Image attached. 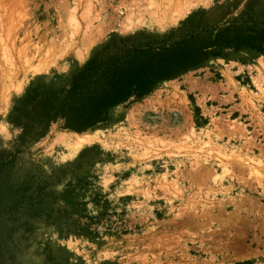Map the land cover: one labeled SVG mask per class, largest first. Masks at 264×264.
Returning a JSON list of instances; mask_svg holds the SVG:
<instances>
[{
	"label": "rangeland",
	"instance_id": "obj_1",
	"mask_svg": "<svg viewBox=\"0 0 264 264\" xmlns=\"http://www.w3.org/2000/svg\"><path fill=\"white\" fill-rule=\"evenodd\" d=\"M169 1L0 0V264H264V52L222 49L83 132L36 115L105 46L264 22V0Z\"/></svg>",
	"mask_w": 264,
	"mask_h": 264
},
{
	"label": "trees",
	"instance_id": "obj_2",
	"mask_svg": "<svg viewBox=\"0 0 264 264\" xmlns=\"http://www.w3.org/2000/svg\"><path fill=\"white\" fill-rule=\"evenodd\" d=\"M242 47L264 52V22L244 20L241 25L202 29L176 41L149 45L150 55L132 61L128 51L105 46L74 75L70 87L60 91L65 96L58 106L47 109V104L38 102L34 109L39 120L54 115L64 119V128L83 132L104 122L111 108L144 96L159 81L203 64L222 49ZM133 50L134 55L145 51Z\"/></svg>",
	"mask_w": 264,
	"mask_h": 264
},
{
	"label": "bare ground",
	"instance_id": "obj_3",
	"mask_svg": "<svg viewBox=\"0 0 264 264\" xmlns=\"http://www.w3.org/2000/svg\"><path fill=\"white\" fill-rule=\"evenodd\" d=\"M179 1H180V0H179ZM179 1H178V2H179ZM181 1H182V0H181ZM187 1H188V3H189V2L191 3V1H189V0H187ZM193 1H194V0H192V3H193ZM195 1H196V4H197V0H195ZM199 1H200V0H199ZM154 2H155V1H154ZM154 2H153V3H154ZM164 2H165V1H164ZM167 2H168V1H167ZM169 2L173 5L176 1H175V0H172V1H169ZM178 2H177V3H178ZM177 3H176V4H177ZM185 3H186V2H185ZM188 3H187L186 5H189ZM151 4H152V3H151ZM168 4H169V3H168ZM179 4H180V2H179ZM193 4H194V3H193ZM196 4H195V5H196ZM13 5H14V4H13ZM149 5H150V4H149ZM152 5H153V4H152ZM152 5H150V6H152ZM155 5H156V4H155ZM180 5H182V3H181ZM180 5H177V6L180 7ZM183 5H185V4L183 3ZM191 5H192V4H191ZM157 6H158V5H157ZM177 6H175V7L178 8ZM192 6H193V5H192ZM154 7H155V6H154ZM166 7H167V6H166ZM185 7H186V6H185ZM185 7H184V8H185ZM157 8H158V7H156V10H157ZM176 8L174 9L173 7H171L170 5H168V7H167V9H166L165 11H167V12H171V13H172V11H173V12H174V11L176 12V11H178V10L180 9V8H178V9H176ZM191 8H192V7H191ZM161 10H162V9H161ZM182 10H183V9L179 10V11H178V14H179V13H182V12H186V10L189 11V9H185V11H184V10L182 11ZM152 11H153V10H152ZM157 11H158V10H157ZM155 12H156V11H155ZM175 12H174V13H175ZM153 13H154V12H153ZM160 13H161V11H160ZM176 13H177V12H176ZM186 13H187V12H186ZM156 14H158V13H156ZM156 14H155V15H156ZM165 14H167V13L165 12ZM172 14H173V13H172ZM184 14H185V13H184ZM152 15H154V14H152ZM162 15H163V13H162ZM180 15H181V14H180ZM159 16H160V14H159ZM163 16H164V15H163ZM166 16H167V15H166ZM176 16H178V15H176ZM181 17H184V16L182 15ZM159 18H160V17H159ZM159 18H158V21L161 19V18H160V19H159ZM169 18H170V19H169V20H170L169 22H171V19H172V18H171V17H169ZM127 19H128V18H127ZM128 20H129V19H128ZM172 20H173V19H172ZM142 21H143V20H142ZM153 21H154V20H153ZM158 21H157V22H158ZM163 21H164V20H163ZM163 21H162V22H163ZM72 22H73V21H72ZM129 22H130V21H129ZM139 22L141 23V21H139ZM159 22H160V21H159ZM159 22H158V23H159ZM169 22H168V23H169ZM172 22H173V21H172ZM156 24H157V23H156ZM159 25H160V24H159ZM125 26H126V25H125ZM128 27H129V26H128ZM101 29H102V28H101ZM88 32L90 33V31H88ZM0 34H1V33H0ZM2 45H3V44H2ZM4 46H5V45H4ZM2 49H3V48H2ZM2 52H3V51H2ZM5 52H6V51H5ZM3 53H4V52H3ZM25 58H26V57H25ZM27 58H28V57H27ZM25 60H26L27 62L30 61V60H28V59H25ZM30 62H31V61H30ZM38 63H39V62H38ZM40 63H41V62H40ZM40 63H39V67H41V66H40ZM27 64H28V63H27ZM36 64H37V63H35V65H36ZM29 65H30V64H29ZM46 65H47V64H46ZM27 66H28V65H27ZM27 66H26V68H27ZM30 66H31V70H32L34 64H33V66H32V62H31V65H30ZM36 66H37V65H36ZM36 66H35V67H36ZM1 67H2V66H1ZM35 67H34V68H35ZM43 67H44V66H43ZM45 67H46V66H45ZM37 68H38V67H37ZM35 69H36V68H35ZM35 69H33V70H35ZM38 69H39V68H38ZM38 69H36V70H38ZM41 69H42V68H41ZM45 69H46V68H45ZM41 71H43V69H42ZM37 73H38V72H37ZM71 133H72V132H71ZM75 133H76V132H75ZM75 133H74V134H75ZM76 134H77V133H76ZM83 134H84V133H83ZM77 135H78V136H83L82 134H77ZM84 139H85V137H84ZM81 140H82V139H81ZM86 140H87V139H86ZM205 141H206V140H205ZM81 142H82V141H81ZM81 142H80V143H81ZM208 143H209V142H208ZM225 145H226V144H225ZM217 148H218V146H217ZM220 151H221V150H220ZM224 151H225V150H224ZM220 153H221V152H220ZM220 153H219V154H220ZM222 153H223V152H222ZM220 155H221V154H220ZM224 155H225V152H224L223 156H224ZM229 155H230V154H229ZM229 155H227V156H229ZM225 156H226V155H225ZM221 157H222V156H221ZM231 157H232V156H231ZM231 157H229V158H231ZM233 157H234V156H233ZM236 157H237V156H236ZM239 157H240V156H239ZM215 158H216V157H215ZM217 158H218V157H217ZM225 158H227V157H225ZM227 159H228V158H227ZM219 160H220V162H215V164H216V166H217V169H218V168L221 169V172H222V173L220 172V175L223 176L222 178H225V177H227L228 175H230V174H229L230 172L233 171V169L230 168V164H229L230 159L224 161V160H221V159L219 158ZM251 160H252V159H251ZM243 161H244V160H243ZM230 162H231V161H230ZM231 163H232V162H231ZM241 163H242V162H241ZM251 163H252V162H251ZM251 163L249 162V160L247 161V164H248V167H249V168H248V169H249V172H251V173H249V174H250V175H251L252 173L255 174V176H256V179H255V180H256V181L258 180V182H259V180L261 179V178H260V177H261V171H259L258 169H256V167H254L255 165H252ZM232 165H233V164H232ZM238 166H239V165H238ZM243 166H244V165H243ZM246 167H247V165H246ZM230 169H231L232 171H230ZM215 172H216V171H215ZM205 173H206V172H204V174H205ZM217 174H218V173H217ZM209 175H211V173H210ZM209 175H208V176H209ZM238 175H239V174H238ZM247 175H248V174H247ZM202 176H203V175H202ZM212 176H213V175H212ZM214 176H215V175H214ZM216 176H217V175H216ZM248 176H249V175H248ZM251 176H252V175H251ZM218 177H219V176H218ZM218 177H217V178H218ZM249 177H250V176H249ZM252 177H254V175H253ZM263 177H264V176H263ZM204 178H205V177H204ZM217 178H216V180H217ZM230 178H231V176H230ZM250 178H251V177H250ZM205 179H206V178H205ZM213 179H214V178H213ZM252 179H253V178H252ZM252 179H251V180H252ZM260 181H261V180H260ZM260 184H262V183L260 182ZM260 184H259V185H260ZM229 186H230V185H229ZM227 190H228V188H227ZM223 192H224V191H223Z\"/></svg>",
	"mask_w": 264,
	"mask_h": 264
}]
</instances>
